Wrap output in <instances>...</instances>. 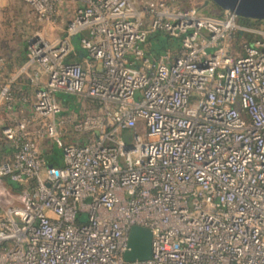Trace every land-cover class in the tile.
<instances>
[{"label": "built area", "instance_id": "1", "mask_svg": "<svg viewBox=\"0 0 264 264\" xmlns=\"http://www.w3.org/2000/svg\"><path fill=\"white\" fill-rule=\"evenodd\" d=\"M25 1L52 32L8 80L0 56V185L19 187L0 264H264V29L207 0ZM159 31L178 48L147 54ZM60 93L96 109L67 117ZM133 226L153 233L148 260L125 259Z\"/></svg>", "mask_w": 264, "mask_h": 264}, {"label": "rangeland", "instance_id": "2", "mask_svg": "<svg viewBox=\"0 0 264 264\" xmlns=\"http://www.w3.org/2000/svg\"><path fill=\"white\" fill-rule=\"evenodd\" d=\"M203 11L211 15L223 14V9L212 1H210L209 4L203 6ZM248 27L263 30L264 22H260L258 24H254ZM48 32H52V28L49 27L47 22H44L39 18L30 3L26 2L25 0H0V56L6 59V66L3 69L4 77L6 78L4 80L10 79L13 72L21 67L18 66V62L26 56L30 39L34 35H45ZM60 33V31H57L56 34ZM164 34L166 35V38L167 36H169L166 33ZM47 37L52 38V36ZM259 37H261V35L257 31H247L244 33H238L233 42L235 52L238 55L244 54L246 43L253 42ZM176 47L177 46L173 45L172 43V45L169 44L163 49L164 51L174 50L178 48ZM144 49L148 54L147 47L144 46ZM213 51V49H209V52ZM150 55L154 54L150 53ZM70 60L74 61L75 56H71ZM71 105L72 110L68 109V105H66L65 113H63L67 117L77 115L78 118H83L87 115V111L92 112L94 111V109H96V106L93 102H91L89 99L81 97L74 98V100H72L71 102ZM73 106H75L76 110L73 109ZM68 129L69 131L66 135V138L67 140L74 141L76 135L74 133L72 134L73 127L69 126ZM44 144V147L47 149L48 154H52L54 149L57 150L59 162H63L62 148L59 147V145H56L52 140L45 141ZM7 151L8 149H5L3 146L0 147V162L1 155L6 153ZM2 183L4 187L0 185V207L5 208L15 203L16 197H13L12 195V192H14L15 190H13L11 186L7 185L6 181Z\"/></svg>", "mask_w": 264, "mask_h": 264}, {"label": "water", "instance_id": "3", "mask_svg": "<svg viewBox=\"0 0 264 264\" xmlns=\"http://www.w3.org/2000/svg\"><path fill=\"white\" fill-rule=\"evenodd\" d=\"M224 10H231L240 17L264 20V0H207ZM153 233L142 226H133L130 231L129 249L125 253L128 261L148 260L152 256Z\"/></svg>", "mask_w": 264, "mask_h": 264}, {"label": "trees", "instance_id": "4", "mask_svg": "<svg viewBox=\"0 0 264 264\" xmlns=\"http://www.w3.org/2000/svg\"><path fill=\"white\" fill-rule=\"evenodd\" d=\"M223 11H224V9H223ZM240 21L242 24H244L246 26H252L254 24L264 22V20H258V19H252V18H246V17H240ZM74 42L76 44V47L80 48V46H79L80 35H78L74 38ZM172 43H173V45L178 46L179 40L172 38V37H169V36H167V38H166V35L163 32L159 31V32L151 34L149 36L147 43L144 46L147 47L148 54L153 53L155 56H158L164 51L163 48L167 47L169 44L172 45ZM27 50L29 51V43H28V49ZM28 51H27L26 56L21 61L18 62L19 67L22 66L27 61ZM57 157H58L57 150L54 149L53 153L49 155V164L50 165H59V162L57 161ZM7 185L11 186L13 190L19 189V187L15 183L7 182Z\"/></svg>", "mask_w": 264, "mask_h": 264}, {"label": "crops", "instance_id": "5", "mask_svg": "<svg viewBox=\"0 0 264 264\" xmlns=\"http://www.w3.org/2000/svg\"><path fill=\"white\" fill-rule=\"evenodd\" d=\"M135 1H136V3H140L141 2V1H138V0H135ZM75 46H76V44H75ZM79 46H80V48L79 47H76V49L78 50V52L80 53V55L75 60L82 61L83 59L86 58L87 52L81 46V44H79ZM12 76H13V74H12ZM15 85H16V83H15ZM19 86L23 87L22 89L23 90H26L29 93H33L35 91V90H33V88L29 84L21 83V85L19 84ZM58 98H59V100H60V102L62 104V108H63L62 114L65 113L66 105H68L67 106L68 109L72 110L71 109V107H72L71 102H72V100H74V98H76V96L60 93V94H58ZM66 103H68V104H66ZM73 109L76 110L75 106H73ZM44 146H45V144L42 143V150H43L44 156H45L47 162L49 163V155H50V153L49 154L47 153V149ZM52 150H53V148H52ZM57 161L59 162V158L58 157H57ZM62 163L63 162H61V163L59 162V165H61Z\"/></svg>", "mask_w": 264, "mask_h": 264}]
</instances>
